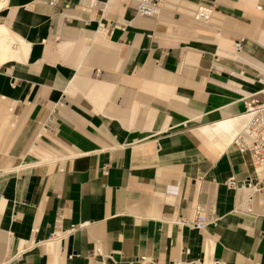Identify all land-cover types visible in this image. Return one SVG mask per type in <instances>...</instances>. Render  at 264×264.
Masks as SVG:
<instances>
[{
    "label": "crops",
    "instance_id": "crops-1",
    "mask_svg": "<svg viewBox=\"0 0 264 264\" xmlns=\"http://www.w3.org/2000/svg\"><path fill=\"white\" fill-rule=\"evenodd\" d=\"M251 100L264 0H163L155 17L0 0V264H264V192L226 185L264 174L231 141ZM207 202L214 224L176 221Z\"/></svg>",
    "mask_w": 264,
    "mask_h": 264
},
{
    "label": "built area",
    "instance_id": "built-area-1",
    "mask_svg": "<svg viewBox=\"0 0 264 264\" xmlns=\"http://www.w3.org/2000/svg\"><path fill=\"white\" fill-rule=\"evenodd\" d=\"M136 14L140 16L155 17L162 10L163 0H133ZM49 3H54V0H49ZM213 7L209 4H195L191 8L190 17L192 20L200 23H207L212 17ZM115 26H121V24L115 23ZM105 32H109V27H103ZM244 38L241 37L240 41L235 43V49H239L241 41ZM53 118L47 117L46 125L53 124ZM232 143H234L238 150L248 155L252 167L256 171H260L264 166V102H257L251 100L246 112L242 115V125L235 132L232 137ZM226 185L229 188L235 190H248L253 192H264V174L257 173L253 176H248L241 184L236 186L233 177H230L226 181ZM250 197L247 196L245 200L238 205V209L244 211H250L248 201ZM216 217L213 214V204L210 202L201 204L196 203L193 206L192 215L190 218L180 217L176 221L179 224L187 225L194 228H204L208 224H214ZM83 224H73L67 229L58 232V235L67 236L80 229ZM100 253V247L94 246L92 251L88 254V257H92L93 254ZM149 259L146 256H138L136 261L147 262ZM96 264H103V261H97Z\"/></svg>",
    "mask_w": 264,
    "mask_h": 264
}]
</instances>
